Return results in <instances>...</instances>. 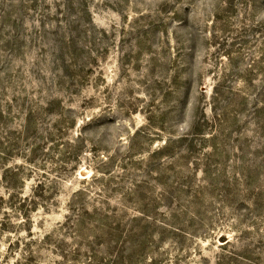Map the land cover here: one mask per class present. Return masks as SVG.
Instances as JSON below:
<instances>
[{"label": "rangeland", "instance_id": "rangeland-1", "mask_svg": "<svg viewBox=\"0 0 264 264\" xmlns=\"http://www.w3.org/2000/svg\"><path fill=\"white\" fill-rule=\"evenodd\" d=\"M0 264H264V0H0Z\"/></svg>", "mask_w": 264, "mask_h": 264}]
</instances>
